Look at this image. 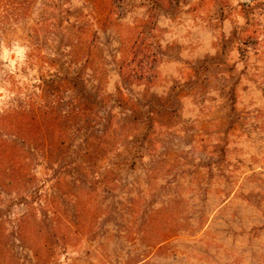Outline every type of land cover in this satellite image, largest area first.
I'll return each mask as SVG.
<instances>
[{"label":"rangeland","instance_id":"obj_1","mask_svg":"<svg viewBox=\"0 0 264 264\" xmlns=\"http://www.w3.org/2000/svg\"><path fill=\"white\" fill-rule=\"evenodd\" d=\"M56 64L101 104L57 86L63 146L0 182V264H264V0H32L0 24V115Z\"/></svg>","mask_w":264,"mask_h":264},{"label":"trees","instance_id":"obj_2","mask_svg":"<svg viewBox=\"0 0 264 264\" xmlns=\"http://www.w3.org/2000/svg\"><path fill=\"white\" fill-rule=\"evenodd\" d=\"M31 3L32 0H19L10 9L3 6L0 10V24L7 21L8 18L17 19L27 15ZM102 4H104L103 7L108 6V3L103 2ZM49 20V18L42 17L36 26L40 31H47L49 30ZM35 32L38 31L35 29ZM58 68L56 64L55 67L48 68L53 72L47 74V78L39 77L41 101L43 99L45 103L35 105L34 102H27L26 105H18L17 109H7L0 115V129L14 139L10 142L0 141V182L4 180L5 185L14 186L20 177L24 176L25 171L29 168L28 157L38 155L48 161L53 151L63 146L64 132L60 131L57 125V134L53 137L54 125L46 121V118L51 114L50 109L54 104L52 96L57 92V86L70 84L78 106L92 104L100 107L101 102L97 101L96 97H93L88 91L80 68L71 72L68 67L65 68L64 64ZM84 124L93 127L95 122H92L89 117L84 121ZM102 133L103 131L99 132V134ZM90 134L92 137H98L95 136L96 132L92 131ZM46 168L51 170L48 165Z\"/></svg>","mask_w":264,"mask_h":264}]
</instances>
